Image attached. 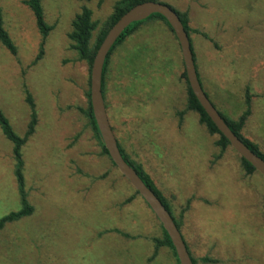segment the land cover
I'll return each instance as SVG.
<instances>
[{
  "label": "rangeland",
  "instance_id": "374dc122",
  "mask_svg": "<svg viewBox=\"0 0 264 264\" xmlns=\"http://www.w3.org/2000/svg\"><path fill=\"white\" fill-rule=\"evenodd\" d=\"M117 1L41 0L54 27L43 40L24 0H0L17 48L12 55L0 44V110L19 136L30 121L26 93L37 115L21 150L33 211L0 230V264H177L165 247L151 260L152 239L162 235L157 219L139 195L124 205L133 188L101 155L81 112L89 73L70 48L71 21L87 7L99 28ZM158 2L188 13L195 68L214 108L237 119L249 95L252 115L242 133L264 152V0ZM142 22L111 55L105 78L117 142L174 217L182 214L180 233L196 264H264V178L246 176L231 148L216 159L217 136L196 114L180 124L187 91L179 45L158 18ZM20 208L12 144L0 131V219Z\"/></svg>",
  "mask_w": 264,
  "mask_h": 264
},
{
  "label": "trees",
  "instance_id": "16d2710c",
  "mask_svg": "<svg viewBox=\"0 0 264 264\" xmlns=\"http://www.w3.org/2000/svg\"><path fill=\"white\" fill-rule=\"evenodd\" d=\"M83 1L90 2L91 0H83ZM100 1H103V0H100ZM147 1L158 2V0H118L115 3V5L113 6L111 14L104 20V22L100 25L99 28H98V24L92 20V12L87 7H82L80 13H77L74 16L73 20L71 21V31L68 33L67 38L70 41L71 50L75 51L78 55V59L80 61L84 62L88 66L89 75H90V69H91V65H92L93 59L95 57V54H96L100 44L102 43L103 39L105 38L107 32L109 31V29L120 19V17L122 15H124L132 7H134L140 3H143V2H147ZM23 3L31 11V13L34 17L35 25H36L40 35L42 36V39L45 40L47 38L48 34L54 29V27L48 25L44 19V12L42 9L41 0H24ZM170 8L173 11H175L176 14L178 15V17L180 18V21H181V23H182V25H183V27H184L187 35H188L192 54H193V59L195 61L194 50H193L192 42H191V38H190V33L192 30L189 26L188 13L177 11V10L173 9L172 7H170ZM150 18H158V20L162 21L166 25L169 33H171L173 35L174 39H176L172 29L170 28V26L168 25V23L166 22V20L162 16L156 14V15L150 16L147 19H150ZM142 23H143L142 21L133 23L127 29H125V31L121 34L119 39L115 42V44L111 48L108 56L106 57V60H105L104 66H103V71H102V95H103V99H104V103H105L106 108H107V106H106V102H105V78H106V74L108 71V65L110 62V57L114 53V51L116 50V48L118 46H120L122 43H124L125 40L129 36H131L134 32H136L139 29V26ZM97 28H98V30H97ZM95 30H97V35H96L95 40L92 42L93 32ZM0 44L5 49H7L10 54H12V55L16 54L17 48H16L13 40L9 36L8 32L4 28V22H3V18H2L1 9H0ZM43 45H44V43L42 44V46L39 50V55H38L36 60H39L42 57V54L44 52L43 51ZM181 64H182V68L184 69L182 62H181ZM197 77H198V75H197ZM181 78L184 80L185 85H186L187 98H186V104H185L184 110L178 112L179 122L181 124L183 115L188 113V112H192V113L196 114L198 117L199 124L206 129L208 134H210L211 136H217V140L215 141V146L219 149V154L217 155L216 159H219L222 157L225 150L228 148H231V147H230L228 141L216 129L215 125L211 122V120L209 119V117L207 116L205 111L202 109V107L200 106V104L197 101V99L195 98V96L192 94L191 89L188 85L184 70L182 71ZM198 80H199V78H198ZM87 85H88V89L86 91L87 105H86L85 109H81V112H82L84 118L86 119L88 126L93 131L95 138L97 139V141L101 147V155L107 157L110 160L108 153L103 146V143L101 141L99 132L97 130V127H96V124H95V121L93 118L91 105H90V95H89V77H88ZM26 98H27V102L30 106V121H29L27 130L23 136H19L17 133H15V131L11 127L8 119L5 117L3 112L0 110V131L3 134V136L12 144V155H13V160H14V175L16 178L17 191L19 194L20 206H21V208L17 212L9 213L8 215H6L0 219V230H2L6 226V224H8V223H10V224L15 223L22 218L28 217L29 215L32 214V211H33V208L28 203L27 195H26V192L24 189V187H25L24 176H23L24 163H23V157H22V151L21 150L23 149V146L25 145L28 138L34 133L36 121H37V115H36L34 103L32 101L31 96L29 95V93H26ZM244 104H245V110L241 113V115L237 119L225 117L221 113H219V114L223 118L225 123L228 125V127L231 129V131L253 153H255L257 156H259L261 159L264 160V152L259 148V146L256 143L245 138L243 133H242L243 128L246 124V121H247V119L251 113V110H250L251 103H250V98H249L248 94L246 95ZM117 145H118V148L120 150V153H121L123 159L129 164V166H131L136 171V173L142 179L144 184L149 189H151L154 192V194L158 197V199L161 201V203L163 204L165 209L171 215L176 227L181 232L182 214L180 215L179 219H176L174 217V214L172 213V208L169 204V201L163 196L162 192L156 187V185L153 182V180L151 179V177L142 169L141 165H139L136 162H134L133 160H131L129 158V156L127 154H125V152H124L123 148L121 147V145L119 144V142H117ZM239 159H240L241 167H242L244 174L246 176H250V175L257 173L255 171V169L248 162H246L243 158H241L239 156ZM110 162H111V160H110ZM111 164L113 167H115L112 162H111ZM134 194L135 195L133 197L128 198L124 202V205L131 202V200L135 196H138V193L135 191H134ZM156 221L158 222V220H156ZM158 224H159L162 235L160 238L156 237V238L152 239V241L154 242L155 250L152 254L151 260L155 258L159 248L165 247V248L170 249V251L172 252V254L176 260V263L179 264L178 260L176 258V254L174 252L173 246L171 244V241L169 240V237L167 236L166 232L163 230V228L159 222H158ZM110 231L117 233L124 238H129L128 234L123 233L117 229H112ZM186 247H187V245H186ZM187 250H188V253L191 257L193 264H196V261L191 256V252H190L188 247H187ZM151 260H149V261H151ZM201 261L204 263H208L209 259L203 258Z\"/></svg>",
  "mask_w": 264,
  "mask_h": 264
},
{
  "label": "water",
  "instance_id": "95a60500",
  "mask_svg": "<svg viewBox=\"0 0 264 264\" xmlns=\"http://www.w3.org/2000/svg\"><path fill=\"white\" fill-rule=\"evenodd\" d=\"M156 14L162 16L172 29L180 48L181 60L191 92L211 122L215 125L216 129L228 141L231 149L248 162L263 178L264 160L253 153L231 131L223 118L220 116L219 112L214 108L208 100L206 94L203 92L197 77L188 35L176 12L165 4L147 1L132 7L129 11L122 15L107 32L91 65L89 75V95L93 118L103 146L106 149L111 162L116 167L120 175L127 180L133 190L137 192L147 204L162 226L163 230L166 232L173 246L178 263L193 264L182 235L176 227L171 215L165 209L154 192L144 184L136 171L123 159L108 119L102 95V71L106 57L108 56L111 48L125 29H127L131 24L144 21L150 16Z\"/></svg>",
  "mask_w": 264,
  "mask_h": 264
},
{
  "label": "crops",
  "instance_id": "0c3cea01",
  "mask_svg": "<svg viewBox=\"0 0 264 264\" xmlns=\"http://www.w3.org/2000/svg\"><path fill=\"white\" fill-rule=\"evenodd\" d=\"M251 115H252V114H250V116L248 117V119H247V121H246V124H247V122H248L249 118L251 117Z\"/></svg>",
  "mask_w": 264,
  "mask_h": 264
}]
</instances>
